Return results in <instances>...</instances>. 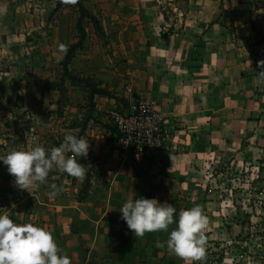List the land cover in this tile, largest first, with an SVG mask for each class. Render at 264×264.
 <instances>
[{"label":"rangeland","instance_id":"rangeland-1","mask_svg":"<svg viewBox=\"0 0 264 264\" xmlns=\"http://www.w3.org/2000/svg\"><path fill=\"white\" fill-rule=\"evenodd\" d=\"M137 1L143 6L141 11ZM249 1L232 8L230 3L224 4L220 0H203V4L191 0L186 7L185 0H146V3L128 0L127 5H122L123 10L118 7L122 13L134 14L131 16L133 33L142 25L139 16L148 21L150 14L159 16L163 31L171 26L180 29L185 15L188 39L209 30L210 37L206 35L203 42H197L198 46H203V64L191 65L202 70L193 69L189 74L176 70L175 76L169 75L165 62L154 61L155 56L143 44L142 48L130 46L128 53L119 48L106 52L119 73L111 86L99 84L92 75L83 76L89 78V84L115 97L109 98L101 120L106 123L108 113L116 116L123 135L112 134L100 121L95 124L102 132L97 133L102 135V144L112 146L123 164L131 167L129 173L136 185L135 189L128 186L127 191L147 197L153 190L164 188L165 199L177 210L174 220L181 209L201 206L209 222L204 230L205 258L196 264H264V81L258 79L257 73L264 69L261 63L264 57L258 53L261 47L254 45L258 37L253 36V41L249 42L247 37L238 39L235 31L242 12H247L243 16L253 17L264 35V9L262 5L255 9ZM23 6L24 0H15L7 7V13L23 15L28 11L23 10ZM19 18L14 21L16 29L10 36H0V93L3 95L0 101V155H6L12 148L34 146L36 138L29 141V134L23 130L25 121H13L11 108L14 104L19 106V102L34 105L43 94L48 104L42 110L41 145L46 149L58 146L66 134L87 139L86 122L94 109V103L90 105L88 101V89L78 81H72L73 86L81 84L82 88H71L72 84L59 67L60 56L53 60L54 63L38 67L35 74L29 71L34 59L39 57L41 61L42 51H34L41 35L25 31L23 17ZM5 23L7 21H0V27ZM248 32L241 31L244 35ZM77 33L80 36L81 32ZM97 33H102L101 28ZM230 35L235 38L234 42L230 41ZM207 40L212 44H206ZM189 47L182 44L180 50ZM142 62L146 65L144 68L140 66ZM179 65L176 62L175 67ZM49 80L53 83L46 84L51 82ZM69 91L74 93L72 96L81 109L80 120H70L63 114L69 111L66 109L68 97H71ZM15 92L29 94L33 100L14 102L9 98ZM145 107L150 108L152 116L137 121L134 114L143 115ZM157 121L162 126L158 138ZM89 124L93 125L92 120ZM115 136H119L116 141L111 138ZM147 137L150 143L141 152L136 143ZM68 155L78 162L82 159L81 164L86 169L89 164L98 170L96 178L100 182L109 179L111 167H97L95 155H89V152L87 157ZM93 175L90 173L78 180L53 171L43 186L50 191L48 185L55 183L62 190L67 187L77 195L80 188L89 191ZM15 187L14 177L0 161V213L7 212L17 223H28L31 199L25 201L22 209L17 208L15 217L8 207L11 205L9 194L19 189ZM172 225L176 227L175 223Z\"/></svg>","mask_w":264,"mask_h":264},{"label":"crops","instance_id":"crops-1","mask_svg":"<svg viewBox=\"0 0 264 264\" xmlns=\"http://www.w3.org/2000/svg\"><path fill=\"white\" fill-rule=\"evenodd\" d=\"M79 1L90 15L97 18L102 33H97L93 22L88 17H84L79 21V12H77V7L73 5L61 3L60 0L59 8H57V0H24L23 10H28L27 13L23 15L7 13L0 17V21H7L0 27V36H10L16 29L14 21L20 20L19 17H23V26L27 27L24 29L25 31H35L38 35H41L39 42L34 45V51H42L41 61L37 57L31 64L33 69L32 67L29 68V71H33L32 73L35 74L38 67L54 63L53 60H56L58 56L61 57L59 67L62 69V60L65 53L59 51V45H66L68 50L71 45L79 40L77 32L80 27L84 32V37L81 45L71 54L67 63V70L71 75H78L77 77L92 75L103 86H111L114 82L113 78L119 77L117 67L112 63L111 58L105 55L107 51L110 52L112 49L117 48L128 53L130 46L142 48L144 44L147 51L155 56L154 61L165 62L169 75L173 74L175 76L176 70L184 74H189L193 69L202 70V68L196 69L191 65H195V63L203 64V46H198L197 42H203V37L206 35L210 37L211 32L209 30L202 31L197 36H191L188 39L185 33V15L182 32L161 39L162 25L157 14H150L148 21L139 14L142 25L139 27L138 32H132V26H134L132 17L134 14L130 15L119 11L121 8L124 9L122 5H127L128 0ZM142 1L146 3V0ZM244 1L220 0L224 4L230 3L232 8L235 4L243 5ZM13 2L15 0H0V3L5 4L7 7ZM190 2L191 0H187V6ZM194 2L203 4V0H194ZM253 2L254 0H251L248 3L252 5ZM136 3L137 8L141 11L143 9L142 4L138 1ZM118 6H121V8ZM148 9L151 8L148 7ZM150 11L152 12V9ZM246 13L242 12L235 31L238 39L245 40L247 37L251 42L253 41L252 37L255 36L250 23L253 17H244L243 15ZM245 30L249 31L246 35L241 33ZM212 31L216 32V30ZM229 39L231 42L235 41L233 35H230ZM182 44L190 47L182 51L180 50ZM206 44H212L211 40H207ZM254 45L261 47L258 53L264 57V53H262L263 45L258 44V42ZM176 62L180 64L178 68L175 67ZM140 66L144 68L146 65L142 62ZM140 77L142 80V74ZM45 80H41V83H44ZM66 80L70 82H68L69 84H72L70 79L67 78ZM49 81L51 82H46V84L53 83L52 80ZM81 84H79L80 86H73L72 84L71 88L80 90L82 88ZM69 94H71V97H68L69 104L66 107L69 111L63 112V114L65 113L70 120H80L81 109L77 107V102L72 96L74 93L69 91ZM2 97L3 95L0 93V101ZM9 99L16 102L18 99L23 101L33 100V97H30L29 94L15 92L11 94ZM109 100L104 95H94V109L91 111L90 118L87 119V128L85 127L88 135L86 140L89 142V155H95L98 158L99 166L97 167H111L109 179L102 183L93 175L90 180L91 185L88 195L83 200H79L73 191L66 189L67 187L55 198L49 197L47 194L49 190L45 189L43 185L30 190V192L14 189L9 194L11 205L8 206L12 210V216L15 217L14 215L18 214L17 208L22 209V207H25V201L31 199L29 200L32 202V206H30L31 213L28 223L47 228L52 233L58 247L69 256L71 264H188L187 261L171 253L166 246L157 247L156 242L158 240L165 241L168 232H149L143 238H138L134 236L126 222L121 219L120 206L127 199L140 197L135 191H127L126 189L128 186L135 189L136 185L133 175L129 173L131 167L127 163L123 164L124 161L114 154L112 146L106 147L102 144V140H100L102 135H97V133L101 134L102 132L95 122L104 123L101 118L105 115L104 112L108 108ZM47 104V97L43 94V96H38L34 105L27 103L22 105L19 102V106L14 104L11 108L10 116L12 120L25 121L23 130L29 134V141L36 138L35 143L40 145L42 143V137L40 136L42 132L40 127L42 110L46 109ZM91 120L93 122L92 126L91 124L88 125ZM44 131L46 132V130ZM134 177L136 178V176ZM163 190L164 188H160L159 191L153 190L151 196L146 198H156L159 202H167ZM172 228L173 225H170L169 232Z\"/></svg>","mask_w":264,"mask_h":264},{"label":"clouds","instance_id":"clouds-1","mask_svg":"<svg viewBox=\"0 0 264 264\" xmlns=\"http://www.w3.org/2000/svg\"><path fill=\"white\" fill-rule=\"evenodd\" d=\"M74 5L77 0H61ZM7 6L0 3V17L7 14ZM59 51L66 53L67 46L59 45ZM264 64V61L261 62ZM258 79L264 81V69L257 72ZM35 140V138H34ZM89 142L83 137L66 134L62 142L46 149L39 143L30 148H12L0 161L7 165V171L14 177V186L30 190L45 185L49 173L55 171L83 180L87 169L76 157H87ZM50 198H55L62 188L53 183L48 185ZM121 219L132 230L135 237L143 238L146 233L165 231V241H157V247L167 249L188 264L202 262L205 258L204 230L208 218L200 205L177 212L172 203L159 202L156 198L140 196L127 199L119 208ZM173 223L176 227L169 232ZM0 264H71L70 258L58 247L52 233L34 223H17L7 212L0 213Z\"/></svg>","mask_w":264,"mask_h":264},{"label":"trees","instance_id":"trees-1","mask_svg":"<svg viewBox=\"0 0 264 264\" xmlns=\"http://www.w3.org/2000/svg\"><path fill=\"white\" fill-rule=\"evenodd\" d=\"M59 5H60V0H57V6L56 7H58ZM74 5L78 8V11H79V21H81L84 17H88L93 22L96 31L101 28L100 25H99L98 20L93 15H90L88 13V11L85 9L84 5L79 0H77V3L74 4ZM252 5L255 7V9H258V7H260L259 5H262L261 8L264 9V0H254ZM186 6H187V0H185V7ZM162 15H163V19L166 21L167 18L165 16L164 12H162ZM250 23H251V29H252L253 34L258 37V44H263L262 53H264V43H262L264 41V35L261 34L260 27L256 26L257 22H256V20L254 18L250 21ZM163 30H164V26L162 25L161 26V31H160L161 39H165V37L167 38L170 35L180 34L182 32V30H183V22L181 24L180 29H178V30H175L173 26H171L166 31H163ZM79 31L81 32L80 36H79V40L75 44L71 45L68 48V50L66 51L65 55H64V58L62 60V70H63L64 76H66L71 81H78V82L83 83L85 85V87L88 89V101H89L90 105H92L93 104V97L96 94L104 95V96H106L108 98H111L113 96L111 94L105 92L104 89L99 88L98 86L89 84V78L74 77L68 72L67 63L70 60L71 54L74 52V50L77 47H79L81 45V41H82V39L84 37V32L82 31V29L80 27H79ZM113 98H115V97H113ZM106 118H107L106 123L105 122L101 123V125L105 129L110 130L112 134L116 133L119 136L123 135V132L118 128V125L114 121H112L110 119V115L109 114H108V116ZM94 121H96V120H94ZM96 122H98V121H96ZM158 127H159V132L162 133V126H161L160 122H158ZM119 136H115L116 138H114V137H111V138L116 141V139ZM81 161H82V159H81ZM81 161H80V163H81ZM83 162L86 165V161L83 160ZM86 166H87V172H86L85 176H88L90 173H93L96 176L99 173L98 170H96V169L94 170L89 164H87ZM87 195H88V191H85L83 188H80L78 190L77 197H78L79 200L85 199L87 197Z\"/></svg>","mask_w":264,"mask_h":264},{"label":"built area","instance_id":"built-area-1","mask_svg":"<svg viewBox=\"0 0 264 264\" xmlns=\"http://www.w3.org/2000/svg\"><path fill=\"white\" fill-rule=\"evenodd\" d=\"M143 113H144L143 115H139V114H137V112H136L135 114H134V113H133V114H134L135 119H136L137 121H139L140 118H142L143 120H145L147 116H152V111H151L150 108H148V107H145ZM108 114L110 115V119H111L112 121H114V122L118 125V127H119V126H120V123H119L117 117L111 115V113H108ZM158 122H159V121L156 122V129H155V131L157 132V133H156V134H157V138H158V137L160 136V134H161V132H159ZM153 134H155V133H153ZM147 135H148V133H147ZM149 143H150V140H149V138L147 137V138H145L144 140H141V142H139L138 144L136 143V145H137V148L142 152L145 148H147V146H148Z\"/></svg>","mask_w":264,"mask_h":264}]
</instances>
